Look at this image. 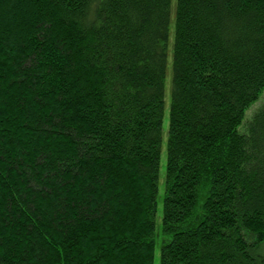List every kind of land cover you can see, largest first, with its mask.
<instances>
[{
	"label": "trees",
	"instance_id": "obj_1",
	"mask_svg": "<svg viewBox=\"0 0 264 264\" xmlns=\"http://www.w3.org/2000/svg\"><path fill=\"white\" fill-rule=\"evenodd\" d=\"M172 5L0 0V264H264V0Z\"/></svg>",
	"mask_w": 264,
	"mask_h": 264
},
{
	"label": "rangeland",
	"instance_id": "obj_2",
	"mask_svg": "<svg viewBox=\"0 0 264 264\" xmlns=\"http://www.w3.org/2000/svg\"><path fill=\"white\" fill-rule=\"evenodd\" d=\"M173 5H174V0ZM172 5V9H173ZM170 61L167 67V78L165 81L164 87V117H163V124H162V144H161V154H160V166H159V180H158V204H157V213H156V227L159 230L160 223H161V197L164 192V174H165V142L167 137V129H168V103H169V82H170ZM262 106H264V92L262 93L261 97L259 98L258 102L254 104L250 109L246 112L244 123H247L253 116V114L259 110ZM262 252L264 255V246L262 247ZM155 259L154 264H158L159 252L158 246L155 250Z\"/></svg>",
	"mask_w": 264,
	"mask_h": 264
}]
</instances>
